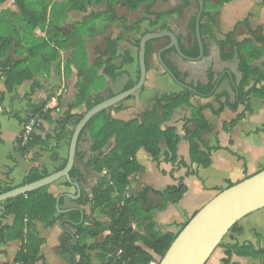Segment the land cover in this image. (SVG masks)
Segmentation results:
<instances>
[{
    "label": "crops",
    "instance_id": "crops-1",
    "mask_svg": "<svg viewBox=\"0 0 264 264\" xmlns=\"http://www.w3.org/2000/svg\"><path fill=\"white\" fill-rule=\"evenodd\" d=\"M68 0H27L34 11V22L41 24L33 30L26 25L15 0L0 2V98L6 110H24L28 104H37L45 99L47 103L36 129L37 141L32 142L25 152L17 148V140L22 124L14 117L0 114V181L20 185L27 173L34 168L54 172L68 156L69 142L76 125V118L88 109L87 104L96 98H108L122 91L139 74L138 49L143 33L148 31L171 30L182 47L193 49L195 29L191 21L198 11L197 0H189V5L181 14L172 15L167 22L169 28H161L159 21L153 27L155 17L146 13V4L136 10L125 8L115 2L113 14L108 10V3L99 2L82 9L66 6ZM83 0H76L80 5ZM210 5L209 13L204 16L201 37L204 55L199 60L184 59L175 51L167 53L164 60L179 73L180 79L197 85L207 84L208 73H215V79L222 74L218 92L230 91L234 83L241 79L238 59L222 60L218 41L233 32L234 41H246L247 50H258L259 57L253 64L264 71V2L262 0H231L220 7H215L217 0H205ZM210 2V3H209ZM181 4L180 0H156L154 12H165ZM45 9V15H43ZM207 7V6H206ZM45 16V17H42ZM206 19V21H204ZM174 22L171 26L170 21ZM244 21L246 25H244ZM205 25L208 31H205ZM127 27H132L127 30ZM205 32L206 35L204 34ZM8 37L9 43L2 44ZM117 41L116 59L113 64L120 75L110 78L104 73L105 61L109 58L110 43ZM167 38L156 39L146 56V80L143 87L131 98H127L110 111L114 118L129 121L143 119L146 110L152 107V99L161 94L180 90L162 68L157 52L168 44ZM198 45V44H197ZM190 56V55H189ZM17 65L27 69L32 75L8 91L5 85L3 68ZM216 82V81H215ZM81 87L86 93L84 101L77 103ZM212 104L217 109L213 96H191L189 104L177 108L165 127H172L179 136L177 154L186 166L174 172L175 179H181L186 191L174 204H168L159 210L162 196L157 193L177 181L170 176L172 165L163 160L155 161L143 148L138 150L137 159L144 167L141 178L132 181L128 187L130 194L144 193L143 207L151 211L154 228L159 232L178 233L181 227L210 199L220 191L238 183L264 168V94L249 97L250 110L240 106L236 111L224 108L220 114L210 109L203 111L211 125L202 133L203 140L211 147V164L208 167L191 165L190 145L186 130L193 128L188 122L194 107ZM70 116L71 118H69ZM236 118L238 120L232 123ZM67 119V120H66ZM63 122V123H62ZM113 140L110 143L112 146ZM79 161L75 163L81 176L72 179L77 188L66 178L48 185L47 191L59 199L57 214L78 209L81 215H89L88 205H79L76 200L81 194L91 195L92 188L102 174H98L85 164L93 156L91 152V133L86 130L78 139ZM165 151V145H163ZM195 171L193 174L188 172ZM146 190V191H145ZM11 203L0 201V264H14L22 250L24 241L19 236L20 226ZM94 218L106 220L97 212ZM67 220V218L63 219ZM28 228L43 239L37 259L31 264H75L81 255L73 251L76 235L73 230L62 226V219L46 224L33 219ZM136 223H133V228ZM107 231L97 237H87L83 244L89 264H100V243ZM252 245L254 249L264 246V207L238 221L237 226L229 231L223 245L218 246L206 264H259L252 255L227 254L230 247Z\"/></svg>",
    "mask_w": 264,
    "mask_h": 264
},
{
    "label": "trees",
    "instance_id": "trees-1",
    "mask_svg": "<svg viewBox=\"0 0 264 264\" xmlns=\"http://www.w3.org/2000/svg\"><path fill=\"white\" fill-rule=\"evenodd\" d=\"M2 0H0L1 2ZM156 0H83L80 5L76 4V0H68L66 6L69 8L77 7L82 9L99 2L108 3V10L113 14V5L115 2L121 3L125 8L130 10L138 9L142 4H146V13L155 17V21H151V26L156 24L161 18H170L174 14H181L185 7L189 5V0H180L181 4L165 12H154L153 6ZM231 0H217L215 7H220ZM26 25L33 30L41 24V21L34 22V11L31 10L27 0H15ZM264 2V0H262ZM207 3L204 0V9L201 21L209 12L206 10ZM45 7L43 15H45ZM208 12V13H207ZM210 18H213L210 15ZM45 17V16H42ZM195 18L191 21V29H195ZM246 25V22L243 23ZM132 27H127V30ZM161 28H169L164 24ZM203 26L200 25V33ZM146 33V32H145ZM233 32L227 33L224 39L218 41L220 57L222 60H231L234 57L238 59V70L241 72V79L236 82L235 88L230 91L218 92L217 89L210 95L213 96L217 104V109L212 104L200 105L194 107L192 116L188 122L193 128L186 130V137L190 145L191 165L196 167H208L211 164V153L216 147L209 146L202 137L204 131H208L211 127L206 120L203 111L210 109L214 114H220L224 108L236 111L243 106L246 111L250 110L249 97L264 94V71L253 64V60L259 57L258 50H247L246 41L238 43L233 40ZM144 34V33H143ZM142 34V35H143ZM117 41H112L108 53L109 58L105 61L104 73L110 78H116L120 75L113 61L116 59ZM139 39L137 44L139 43ZM2 44L10 42L8 37L2 39ZM149 41L146 45V56L151 50ZM182 51L190 56L199 54L197 42L193 49L187 50L180 45ZM205 49V47H204ZM174 49H170L162 53V57ZM169 66V65H168ZM173 73L179 77V73L169 66ZM27 69L18 67L17 65H8L3 68L5 77V85L8 91H13L15 86L32 75L26 73ZM139 76V74H138ZM138 79V77H137ZM128 83L125 89L130 88L137 81ZM207 84L194 85L196 89L204 94H208L215 84V73H208ZM182 80V79H181ZM184 81V80H182ZM192 85V84H191ZM193 86V85H192ZM85 89L81 87L77 97V103L84 101ZM194 95L187 89L172 91L169 93L157 95L152 99V107L143 114V119H133L129 121L114 118L110 115V111L115 107L112 106L106 110L93 116L86 124L80 137L88 130L91 133V152L92 157L87 161L85 166L93 169L94 172L102 174L97 184L92 188L91 195L81 194L76 200L79 205H88L90 208L89 215L84 214L81 220V211L73 209L65 213L57 214V198L47 191V187H42L29 193L19 195L5 200V203H11V211L15 214L19 226V236L24 241L22 250L17 261L21 264H31L37 259L38 250L43 239L32 233L30 228L31 221L38 219L46 224H52L55 220L62 219V226L74 231L76 235V244L72 248L74 252L81 255V259L75 264H89L86 254V245L83 241L87 237H97L104 231H107L103 241L100 243V264H149L156 258H161L170 247L171 243L177 236V233L159 232L154 228L152 212L144 209L143 197L144 193L139 195L130 194L128 187L132 181L141 178L144 167L137 159V152L143 148L149 153L153 160L158 161L162 156L163 160L172 165L170 176L175 179L174 172L179 168L186 166V163L178 158L177 146L179 136L172 127H165L174 111L183 105H188L191 96ZM130 96L129 98H131ZM104 98H96L87 104V109L97 104ZM48 99L37 104H28L24 110L9 109L3 107L1 112L8 116L16 118L22 125L32 116L41 117L44 107ZM2 97L0 98V105ZM117 105V104H116ZM71 118L70 116H68ZM82 117L76 118V122ZM67 120V119H66ZM236 118L232 123L236 122ZM63 123V122H62ZM113 140L112 146L110 143ZM37 141V135L28 143L27 147L18 148L21 152H25L32 142ZM165 145V151H163ZM79 161V152L76 151V157ZM67 159L55 170L62 169ZM195 171L188 172L193 174ZM47 170L39 168L31 169L20 185L30 183L43 176L48 175ZM81 176L79 168L74 165L70 171V177L77 179ZM177 183L168 186L163 191L157 192L162 196V202L156 206L161 210L168 204L177 203L186 191L181 179H175ZM17 185V186H20ZM12 183H3L0 181V194L14 188ZM146 191V190H145ZM99 212L106 217V220L94 218ZM67 220H63V219ZM188 222V221H187ZM186 222V223H187ZM133 223L136 227L133 228ZM185 223V224H186ZM184 224V225H185ZM238 223L234 224L229 231L233 230ZM181 227V229L184 227ZM180 229V230H181ZM224 239V238H223ZM223 245V240L218 246ZM233 253L240 255H252L259 260V264H264V246L254 249L252 245L230 247L227 254L231 256ZM158 259V260H159Z\"/></svg>",
    "mask_w": 264,
    "mask_h": 264
},
{
    "label": "water",
    "instance_id": "water-1",
    "mask_svg": "<svg viewBox=\"0 0 264 264\" xmlns=\"http://www.w3.org/2000/svg\"><path fill=\"white\" fill-rule=\"evenodd\" d=\"M197 3L198 11L195 18V39L199 47V54L197 56H189L185 54L180 47L177 36L171 30L148 31L144 33L139 41V76L137 81L130 88L101 100L82 115L72 131L65 166L40 179L16 186L11 190L1 193L0 201L48 186L60 178H66L70 184L77 188L78 193L75 198L80 195L78 183L74 182L70 177V171L75 163L80 133L93 116L129 98L143 87L147 71L146 45L149 41H154L160 38H167L169 40L168 44L157 52V58L162 68L181 89H187L199 96H210L217 89L222 74L217 78L212 90L208 94H204L194 86L178 78L162 57V53L170 49H174V51L184 59L199 60L203 57L204 47L200 33V25L204 9V0H197ZM226 73L229 75L231 83L235 88L232 73L229 70L226 71ZM263 207L264 168L220 191L205 203L177 233V236L168 250L163 257L159 259L158 264H206L214 250L229 232L230 228L246 215ZM56 208L57 211H64L59 208V199H57ZM82 219L83 214L81 220Z\"/></svg>",
    "mask_w": 264,
    "mask_h": 264
},
{
    "label": "built area",
    "instance_id": "built-area-1",
    "mask_svg": "<svg viewBox=\"0 0 264 264\" xmlns=\"http://www.w3.org/2000/svg\"><path fill=\"white\" fill-rule=\"evenodd\" d=\"M40 124V118L38 116H32L28 121H26L22 125V129L18 136L17 140V148L27 147L28 143H30L36 134V129ZM14 264H21V262H16ZM149 264H158L157 259H153L149 262Z\"/></svg>",
    "mask_w": 264,
    "mask_h": 264
},
{
    "label": "rangeland",
    "instance_id": "rangeland-1",
    "mask_svg": "<svg viewBox=\"0 0 264 264\" xmlns=\"http://www.w3.org/2000/svg\"><path fill=\"white\" fill-rule=\"evenodd\" d=\"M194 3V5H195V2H196V0H192ZM210 1V0H209ZM210 3V2H209ZM210 8H212V7H210V5H207V7H206V10H209ZM168 20H170L169 18H161L160 20H159V25L160 26H163L164 24H168L167 22H169ZM204 21H206V19H204ZM172 23V24H171ZM169 24H171V26H173L174 25V22L171 20L170 21V23ZM205 31H208V29L206 28V25H205ZM206 33L207 32H205L204 34L206 35ZM156 259H159V258H156Z\"/></svg>",
    "mask_w": 264,
    "mask_h": 264
},
{
    "label": "bare ground",
    "instance_id": "bare-ground-1",
    "mask_svg": "<svg viewBox=\"0 0 264 264\" xmlns=\"http://www.w3.org/2000/svg\"><path fill=\"white\" fill-rule=\"evenodd\" d=\"M158 260V259H157ZM158 263H159V260H158Z\"/></svg>",
    "mask_w": 264,
    "mask_h": 264
}]
</instances>
